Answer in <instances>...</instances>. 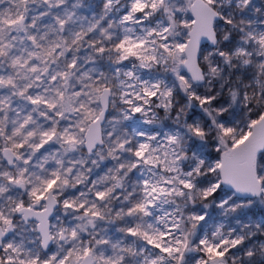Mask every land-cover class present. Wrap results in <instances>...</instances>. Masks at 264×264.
Masks as SVG:
<instances>
[{
	"label": "snow or ice",
	"instance_id": "snow-or-ice-1",
	"mask_svg": "<svg viewBox=\"0 0 264 264\" xmlns=\"http://www.w3.org/2000/svg\"><path fill=\"white\" fill-rule=\"evenodd\" d=\"M0 264H264V0H0Z\"/></svg>",
	"mask_w": 264,
	"mask_h": 264
},
{
	"label": "rangeland",
	"instance_id": "rangeland-1",
	"mask_svg": "<svg viewBox=\"0 0 264 264\" xmlns=\"http://www.w3.org/2000/svg\"><path fill=\"white\" fill-rule=\"evenodd\" d=\"M91 2H93V3H98V0H91Z\"/></svg>",
	"mask_w": 264,
	"mask_h": 264
}]
</instances>
